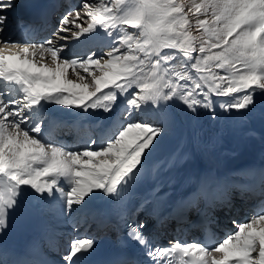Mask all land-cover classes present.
Instances as JSON below:
<instances>
[{"label":"snow or ice","instance_id":"snow-or-ice-1","mask_svg":"<svg viewBox=\"0 0 264 264\" xmlns=\"http://www.w3.org/2000/svg\"><path fill=\"white\" fill-rule=\"evenodd\" d=\"M14 7L0 0V233L26 202L69 219L96 199L125 203L175 124L177 101L186 116L203 108L215 117L217 104L246 116L264 105V0H78L39 42L8 26ZM70 40L107 51L83 57ZM51 105L111 122L86 125L78 146L55 143L46 137L63 116ZM259 195L249 219L213 243L161 247L145 237L146 223L125 221L126 239L105 264H264V188ZM95 244L69 240L58 264H88ZM137 244L143 258L126 259L124 247Z\"/></svg>","mask_w":264,"mask_h":264},{"label":"bare ground","instance_id":"bare-ground-1","mask_svg":"<svg viewBox=\"0 0 264 264\" xmlns=\"http://www.w3.org/2000/svg\"><path fill=\"white\" fill-rule=\"evenodd\" d=\"M27 1L30 0H17L14 4L27 5L30 3ZM60 12L61 10L55 15ZM176 105L178 117L175 124L161 135L159 142L151 150L150 162L145 166L147 185L155 193L167 191L178 194L193 190L197 175L199 174L201 179L206 176L205 169H209L215 176L219 175L220 171H225L228 178L224 177L221 182L225 185H235L252 174L245 173L244 161L256 159L264 162V105L257 106L246 116H240L235 110L224 112L217 104L215 117L207 110L199 108L201 112L198 110L200 114L196 120H193L195 113L189 112L186 116L179 111V106H182L179 101ZM71 111L73 110L60 107L59 113L55 115L69 116L70 119L78 121L81 117L66 115ZM83 115L87 117L84 120L93 121L99 118L98 123L110 121L101 120V117L107 116L102 112L93 113L90 110L89 114ZM216 118L219 120H215ZM207 120L213 121L215 128L203 131V128H207L203 127ZM186 130L191 133L188 139L184 136ZM47 139L53 141L49 137ZM108 204L106 198L96 199L89 202V209H94L91 206L97 205L99 208ZM52 215L50 222L56 226L58 234L64 236L62 229L65 228L66 220L54 213Z\"/></svg>","mask_w":264,"mask_h":264},{"label":"rangeland","instance_id":"rangeland-1","mask_svg":"<svg viewBox=\"0 0 264 264\" xmlns=\"http://www.w3.org/2000/svg\"><path fill=\"white\" fill-rule=\"evenodd\" d=\"M17 0H14V2H16ZM191 19H192V22L194 23V20H195V18L194 17H191ZM86 26V25H85ZM129 31H134V30H129ZM193 34L194 35H198V33H196V31H195V29H193ZM107 51V48L103 51V53L104 52H106ZM103 53H101V54H99V55H102ZM195 55V54H194ZM48 63H50V59L47 61ZM217 71H220V70H217ZM193 74H195L194 72H193ZM222 74V73H221ZM85 75H87V74H85ZM72 79H75V77L73 76L72 77ZM88 79H90V77L88 78ZM213 99H228V98H216V97H213ZM257 106H261V104H259V102H258V104H257ZM199 110V109H198ZM200 111V110H199ZM201 112V111H200ZM200 112H199V114H200ZM256 112V111H255ZM256 114H258V112H256ZM194 119L193 120H196V117H197V115L195 114L194 115ZM206 120V119H205ZM215 120H219V118H216ZM210 120H207L206 122H204L203 124H206V125H203V127H207L206 129H204L203 128V131H205V130H210V129H213V128H215L214 127V125H215V123H213V121H210ZM212 122V123H211ZM209 123H211V124H209ZM211 125V126H210ZM210 128V129H209ZM227 130H230L229 128H227ZM187 135V136H186ZM185 137H186V139H188V138H190L191 137V133L188 131V130H186L185 131V135H184ZM239 162H241V161H239ZM239 162H237V163H239ZM245 162V161H244ZM236 163V164H237ZM234 167H235V165H234Z\"/></svg>","mask_w":264,"mask_h":264}]
</instances>
